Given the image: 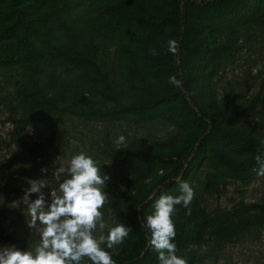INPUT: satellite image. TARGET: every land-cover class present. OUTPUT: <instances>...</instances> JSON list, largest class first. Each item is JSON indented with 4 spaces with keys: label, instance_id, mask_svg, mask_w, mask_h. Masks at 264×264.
Masks as SVG:
<instances>
[{
    "label": "rangeland",
    "instance_id": "rangeland-1",
    "mask_svg": "<svg viewBox=\"0 0 264 264\" xmlns=\"http://www.w3.org/2000/svg\"><path fill=\"white\" fill-rule=\"evenodd\" d=\"M250 1L254 8H229L227 17L215 21L209 16L212 10L205 9L211 0H95L88 13L80 9L82 0H73L71 7L63 0H0V29L11 30L5 46L18 43L28 27L43 33L39 47L28 54L35 65L20 58L0 61V186L12 189L10 198L0 192V249L34 251L42 226H28L26 204L37 198L26 195L28 181L47 179L43 191L50 203V193L61 195L59 184L69 178L66 171L58 181L54 170H67L71 158L84 152L110 177L102 186L106 226L97 227L94 235L107 236L118 223L132 229L112 249L106 241L101 244L115 264H127L131 255L142 259L138 264H159L150 233L141 224L162 195L178 194L181 181L191 185L195 196L191 215L180 205L172 217L177 255L187 264H264V223L249 231L238 228L264 206V176L255 171L247 180L223 177L203 154L183 156L180 172H174L173 164L149 161L143 151L170 156L196 136L189 137L192 132L174 121L177 102L148 113L131 107L151 102L163 89L137 87L131 64L142 68L147 56L166 58L168 45L158 43L153 54L151 38L158 41L163 31L177 33L166 27L137 41L133 26L144 17H152L155 25L170 23V15L179 16L176 5L181 2L182 13H189V28L183 45L175 35L173 39L177 65L185 63L192 71L187 82L196 98L192 109L200 117L205 114V121L215 118L227 129L264 141V0ZM185 2L203 9L183 8ZM4 48L0 41V54ZM120 136L125 137L122 144L117 143ZM227 152L244 159L237 151ZM140 238L145 244L138 246ZM82 264L92 262L85 258Z\"/></svg>",
    "mask_w": 264,
    "mask_h": 264
},
{
    "label": "clouds",
    "instance_id": "clouds-1",
    "mask_svg": "<svg viewBox=\"0 0 264 264\" xmlns=\"http://www.w3.org/2000/svg\"><path fill=\"white\" fill-rule=\"evenodd\" d=\"M177 49V41L169 39L168 50L175 54ZM153 54H156L154 50ZM169 82L177 87L182 85L176 76L170 77ZM124 142V136L117 140L120 144ZM256 161L259 165L257 174L264 176V160L257 155ZM47 171L42 169V172ZM66 171L69 178L59 184L61 195L50 193V203L43 191L47 187V179L28 181L30 187L26 195L28 198L33 194L37 196L35 200L28 199L26 204L31 217L28 226L34 229L37 222L42 226L38 229L40 243L34 251L19 250L15 246L0 249V264H82L85 258L92 264H115L111 254L101 244L106 241L107 248L112 249L122 244L132 229L118 223L109 229L107 236L97 238L94 235L97 227L103 230L106 226L101 209L107 196L102 186L110 177L102 175L99 162L84 152L71 158L67 170L64 167L56 168V179L59 181ZM194 196L191 185L181 181L178 194L162 195L155 202L154 212L142 221L141 227L150 233L149 243L157 253L159 264H187L184 258L177 255L172 217L180 205L191 215L190 205Z\"/></svg>",
    "mask_w": 264,
    "mask_h": 264
},
{
    "label": "trees",
    "instance_id": "trees-1",
    "mask_svg": "<svg viewBox=\"0 0 264 264\" xmlns=\"http://www.w3.org/2000/svg\"><path fill=\"white\" fill-rule=\"evenodd\" d=\"M66 7H71L73 0H63ZM91 4L95 5V0H82V5L80 9H84L86 13L90 12ZM254 2L250 0H211L205 7L207 10H212L209 13L212 20L218 21L221 17H227L226 11L229 8H232L231 11L239 7H253ZM175 3L172 4L174 7ZM181 2H178L176 5L177 13L170 16L172 22L167 23V21H162L159 25L152 23V17H144V19H137L133 28L137 30L136 34H133V39L137 41H145V33L148 32L149 36H154L157 31H163L164 28L170 27L173 28L177 33L169 32L165 33L156 41L155 37L151 38V48L155 51L159 50L157 46L158 43L168 45L169 39H173L174 35L179 39L180 44H184L185 31L189 28L188 20H190L188 11L182 13ZM121 6L126 7L127 5L123 2ZM193 8L198 12L202 11V5L195 4L191 2H185L183 8ZM122 12V11H121ZM124 16V13L122 12ZM199 20L203 18V14H199ZM264 17V15H263ZM11 18V15L8 17ZM198 17H194L196 19ZM45 23V20H42ZM128 28V23L126 24ZM37 29L28 27L24 30L23 36L18 40V43L5 46L6 33L11 32V30H5L4 27L0 29V41L2 47H5L3 50L4 53L0 54V61L13 63L17 58L23 59L22 62H28L30 65H35L33 61L28 58L30 54V49L33 47H39L38 39L42 36V32L38 29L37 36L31 41V35L34 34ZM72 31V30H71ZM67 32V29H66ZM161 35V33H160ZM4 42V43H3ZM17 47L22 48V51L19 53L16 51ZM130 49V48H129ZM145 53L147 48L144 49ZM184 54V53H183ZM72 53H67L66 56H72ZM173 53H166V58H158L157 56H147L143 67L138 68L134 63L131 64V72L138 79L137 87L141 89H150L152 86L163 87L159 95H154L155 97L151 102L140 103L138 106H131L136 109V111L141 113H148L149 111H157L162 106L167 105L169 101H174L179 103L178 107H175L173 110L174 121L179 122L184 131L188 134L192 132L189 137H195L194 141L190 146L185 147L182 151H176L170 156L163 154H149L146 151L141 153V156H145L149 161H159L165 164H173L174 172H180L184 160L183 156H188L191 153L199 156L209 155L211 165L217 169L223 177L238 179V180H247L253 173L258 170L259 165L256 161V156L259 155L262 160H264V141L256 139L251 136H246L245 134L234 132L230 129H227L222 125V122L215 119L209 118V122L205 121L206 115L200 109L199 113L203 114V117H200L192 107V103H196L195 96L190 92L188 88V77H191L192 71L185 69L184 64L181 62V65H177V56L173 57ZM185 55V54H184ZM173 57V58H172ZM44 58L41 57L38 62ZM21 62V63H22ZM183 62H185L183 60ZM38 66V65H36ZM176 76V78L182 81V85L177 87L169 82V78ZM37 89H35L36 91ZM36 94V93H35ZM200 113V114H201ZM199 141V142H198ZM198 143V146L196 144ZM20 150V149H19ZM203 150V151H202ZM227 150L237 151L239 154L244 155V159L236 160L230 157ZM12 189L5 186H0V192L7 198L11 197ZM264 223V206L260 207L258 211L254 214H249L245 220L240 222L238 227L240 230L249 231L256 227H260ZM145 244V239L140 238L138 246ZM145 250V248H144ZM127 264H138L142 259H135L132 255L129 258H125Z\"/></svg>",
    "mask_w": 264,
    "mask_h": 264
}]
</instances>
